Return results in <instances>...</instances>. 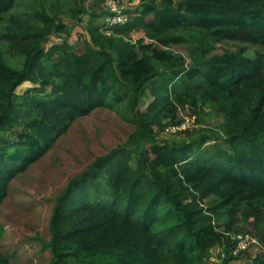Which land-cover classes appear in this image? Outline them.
Instances as JSON below:
<instances>
[{
  "label": "trees",
  "instance_id": "16d2710c",
  "mask_svg": "<svg viewBox=\"0 0 264 264\" xmlns=\"http://www.w3.org/2000/svg\"><path fill=\"white\" fill-rule=\"evenodd\" d=\"M14 1L0 0V22ZM139 1L144 9L138 17L111 27L144 29L151 42L139 39L138 45L105 38V24L93 23L92 43L83 52L68 39L46 49V39L64 28L46 12L38 13L41 26L10 15L0 31V40L25 56L22 68L0 57V204L10 179L75 119L120 106L135 126L129 143L139 153L136 166L130 149H113L56 198L50 238L43 241L53 253L47 264H203L216 245L225 246L227 264L236 246L227 233L240 213L264 242V0ZM192 28L203 43L239 46L208 58L209 46L199 48L202 55L194 53L188 64L170 46L186 41L175 31ZM160 66L168 73L153 84L155 99L141 111L142 94ZM25 81L39 85L17 94ZM209 103L223 117L216 138L174 142L155 131L180 124L181 109L199 120ZM209 193L216 205L206 210L198 194ZM220 213L231 219L224 229L213 222ZM0 264H12L1 249Z\"/></svg>",
  "mask_w": 264,
  "mask_h": 264
},
{
  "label": "rangeland",
  "instance_id": "374dc122",
  "mask_svg": "<svg viewBox=\"0 0 264 264\" xmlns=\"http://www.w3.org/2000/svg\"><path fill=\"white\" fill-rule=\"evenodd\" d=\"M181 0H175L178 4ZM84 7L87 12L76 10ZM144 9V2L131 1L126 13L129 20L138 17ZM107 7L105 0H15L13 7L6 15L5 20L0 22V31L8 23L10 15L17 16L37 26L43 25L38 13L46 12L56 22L64 25L63 30L50 35L43 43L48 49L55 43H61L68 39L78 52L86 49V43L91 42L90 28L93 23L103 24L106 19ZM96 13L93 17L92 14ZM152 17H148L150 20ZM131 21V20H130ZM101 31L115 41L125 40L138 45L139 39L151 42L144 29L138 26L122 31L104 28ZM176 34H182L186 41L173 43L170 50L187 57L188 64H194L193 54L200 53L208 47L206 58L225 50H235L239 43L235 41H215L208 39L205 43L200 39V32L196 28L180 29ZM211 45V46H210ZM214 45V46H213ZM214 47V48H211ZM202 55V53H200ZM249 55L255 56L253 48ZM0 57L10 66L22 68L25 56L14 49L9 42L0 40ZM161 74L154 79L142 94L139 105L141 111H146L154 101L152 93L153 84L160 81L168 70L160 66ZM31 81H25L16 89L17 94H23L30 87L37 86ZM51 88H48V92ZM44 97L43 94H39ZM180 124L186 119L189 122L186 127L178 128L176 123L173 131H168L167 126L163 129L155 126V131L160 138L174 142L190 141L201 135L216 138L222 133L223 117L214 108L213 103L206 106L202 117L194 120L188 111L180 110ZM168 123L169 120H166ZM135 126L126 120V112L120 106L99 107L90 114L75 119L69 127L57 138L48 150L28 168L18 172L9 181L6 197L0 204V227L4 232L0 235V249L11 257L12 264H47L52 259L50 249L43 248V241L50 238V218L52 216L55 200L67 187L71 179L87 170L100 156L113 149L127 147L132 151L131 164L136 166L139 161V153L134 149L135 145L129 143V138L134 132ZM216 196L198 194V201L206 210L216 205ZM227 213L213 215V222L219 229H224L225 224L230 222ZM236 246L230 248V255H234L227 264H253L257 259L264 260V242L260 235L255 232L254 225L243 220V215L238 214L235 228L227 233ZM239 235L251 237L257 243H250L247 249L235 252ZM226 256L225 246L216 245L211 249L210 255L203 264H222Z\"/></svg>",
  "mask_w": 264,
  "mask_h": 264
},
{
  "label": "built area",
  "instance_id": "2783aa9c",
  "mask_svg": "<svg viewBox=\"0 0 264 264\" xmlns=\"http://www.w3.org/2000/svg\"><path fill=\"white\" fill-rule=\"evenodd\" d=\"M131 1L134 0H105V5L107 7V10L109 13L106 16L105 19V26L107 28H111L115 25H123L126 24L129 21L128 14L126 13L127 9L129 8V5L131 4ZM106 28V29H107ZM189 122V119H186L178 126V128L186 127ZM176 128V126H168V131H173ZM237 248L236 253L240 250L247 249L250 245V243H257V240L250 235L242 236L239 235L237 238Z\"/></svg>",
  "mask_w": 264,
  "mask_h": 264
}]
</instances>
